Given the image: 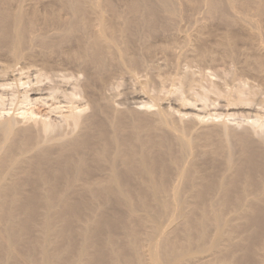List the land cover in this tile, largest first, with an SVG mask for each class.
I'll return each instance as SVG.
<instances>
[{
    "label": "bare ground",
    "instance_id": "obj_1",
    "mask_svg": "<svg viewBox=\"0 0 264 264\" xmlns=\"http://www.w3.org/2000/svg\"><path fill=\"white\" fill-rule=\"evenodd\" d=\"M263 109L264 0H0V264H264Z\"/></svg>",
    "mask_w": 264,
    "mask_h": 264
},
{
    "label": "rangeland",
    "instance_id": "obj_2",
    "mask_svg": "<svg viewBox=\"0 0 264 264\" xmlns=\"http://www.w3.org/2000/svg\"><path fill=\"white\" fill-rule=\"evenodd\" d=\"M125 89H126V91H125ZM127 90H130V89H128L127 87H125L124 89H123V88L121 89L122 92L124 91V92H126V93L128 94L129 91H127ZM126 93H125V94H126ZM121 97H123V95H120V96H119V98H121ZM128 101H129V100H128ZM261 112H264V109H263V111H261Z\"/></svg>",
    "mask_w": 264,
    "mask_h": 264
}]
</instances>
